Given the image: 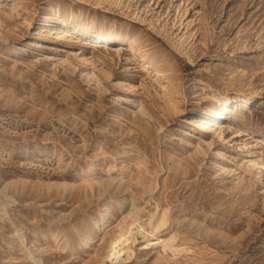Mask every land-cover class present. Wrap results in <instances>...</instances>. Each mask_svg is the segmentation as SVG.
Listing matches in <instances>:
<instances>
[{
	"label": "rangeland",
	"instance_id": "374dc122",
	"mask_svg": "<svg viewBox=\"0 0 264 264\" xmlns=\"http://www.w3.org/2000/svg\"><path fill=\"white\" fill-rule=\"evenodd\" d=\"M64 20L113 38L57 36ZM255 93L213 117L221 136L199 126L202 105ZM249 158L264 161V0H0V264H113L134 218L119 264H264V169ZM97 178L105 189L71 186Z\"/></svg>",
	"mask_w": 264,
	"mask_h": 264
},
{
	"label": "bare ground",
	"instance_id": "6f19581e",
	"mask_svg": "<svg viewBox=\"0 0 264 264\" xmlns=\"http://www.w3.org/2000/svg\"><path fill=\"white\" fill-rule=\"evenodd\" d=\"M46 17L51 18L52 14L47 13ZM55 29H56L55 32L57 33L56 34L57 36H59V35L64 36L66 30L68 29L69 31H72L75 34L82 35V37H83V35L88 36V37H94V38L99 39L102 42L103 41L109 42L113 38V30H110L109 33H106L104 27L100 28V29H91V28H79L76 25L69 26L65 20L62 21V23L60 25H58ZM75 37L78 38V36H75ZM118 40L120 42L126 41L125 38H119ZM134 41L136 42V40H134ZM102 42H100V43H102ZM138 61L140 62V64L142 66H146V68H149L150 70L151 69L154 70L153 67L150 66V64L147 63L146 61H144L142 59H138ZM156 74L159 77H163V76L167 75L168 73L166 70L162 69V70L156 71ZM257 95L258 94L255 93L251 96L244 97V98L230 97L229 95H225V96L219 98L220 96L217 97L216 94H214L213 98L217 97L218 105H215V103L211 102V103L204 104L199 108V110L197 112L198 113L197 114V116H198L197 121L199 122V126H201L203 131L213 129L215 132H219L220 136H221V131L218 127L215 126L216 124L213 122L214 121L213 117H215L217 115L227 114L229 111L233 110L234 108L248 106L252 103V100H254ZM192 120H193V118H190V122ZM121 155H123V154H121ZM248 162H249V165H248L249 169H256L257 174L262 173V171L264 169L263 168L264 167V161L262 158H260V159L249 158ZM101 167L106 168L107 164L101 165ZM95 173L97 174V165L94 164L93 162H91L88 165V167L82 168L81 173H79V175H81L83 177H87V176H92ZM137 180L140 181V178L138 177ZM10 184H11V182H6V185L3 188H6V187L8 188V185H10ZM71 186L72 187H81L83 190H86L87 194H89L90 192H92V193L95 192L97 188L102 189L104 187V189H105L106 188V182L103 179L97 178L93 181H90V180L86 181L84 184L83 183H73V184H71ZM246 191H248V190L246 189ZM10 195H13V194H10ZM5 206L6 205H4V208H5ZM110 217H111L110 216V207H109V204L106 203L100 207V209L98 211V215L95 217V219L93 221V224H94L93 229L96 230V229H102V228L108 227ZM167 219H168V214L165 213V214H162L157 219L156 222H153V221L150 222L149 221V224L151 223V225L153 227L152 229H154V231H157L158 229H161V227L167 223ZM136 221H138V218H134V221L132 223L128 224L127 226H125L123 224H121L119 226L118 233L109 242L108 251H107V254L105 255V259H109L111 262H113V264H119V262L121 260L125 259L124 258L125 254L131 253L132 244L134 242H136V236H135V232H134V229H135L134 226H135ZM140 226L142 229H144L142 224ZM93 233L94 232L91 231V232H87L84 234V236L82 237V243H81L82 248L88 247L90 245V243L93 241ZM18 234L21 235L20 238L24 239V237H23L24 235L22 236V234L19 232H18ZM176 240H177L176 235L173 234L168 238L162 239L160 241V243L162 244V247L164 249L175 251L178 249V247H177L178 245L176 244ZM104 264H106V263L104 262Z\"/></svg>",
	"mask_w": 264,
	"mask_h": 264
}]
</instances>
